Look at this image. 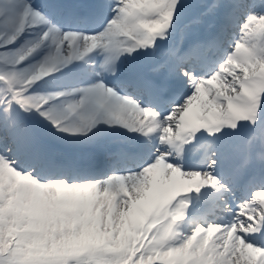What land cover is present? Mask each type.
Wrapping results in <instances>:
<instances>
[{
    "label": "snow or ice",
    "instance_id": "snow-or-ice-1",
    "mask_svg": "<svg viewBox=\"0 0 264 264\" xmlns=\"http://www.w3.org/2000/svg\"><path fill=\"white\" fill-rule=\"evenodd\" d=\"M101 126L141 138L135 169L56 161ZM0 264H264V0H0Z\"/></svg>",
    "mask_w": 264,
    "mask_h": 264
},
{
    "label": "rangeland",
    "instance_id": "rangeland-1",
    "mask_svg": "<svg viewBox=\"0 0 264 264\" xmlns=\"http://www.w3.org/2000/svg\"><path fill=\"white\" fill-rule=\"evenodd\" d=\"M257 2L259 3L260 2V0H257ZM44 87L46 88V89H48V90H50L51 89V86H47V85H45L44 84ZM238 135H236V136H234V137H232V138H230L229 140H227V141H230V142H232L233 141V138H235V137H237ZM226 141V142H227ZM53 148V151H55V152H57L59 155H64V151H61V150H57V149H54V147H52ZM57 150V151H56ZM67 154H71V152H67Z\"/></svg>",
    "mask_w": 264,
    "mask_h": 264
},
{
    "label": "bare ground",
    "instance_id": "bare-ground-1",
    "mask_svg": "<svg viewBox=\"0 0 264 264\" xmlns=\"http://www.w3.org/2000/svg\"><path fill=\"white\" fill-rule=\"evenodd\" d=\"M245 134L246 133L240 134L239 135V138L234 141L233 146L231 148L236 147V146H239L242 143Z\"/></svg>",
    "mask_w": 264,
    "mask_h": 264
}]
</instances>
